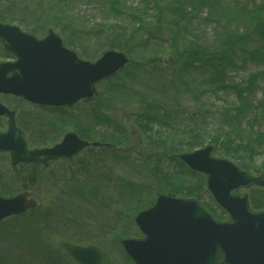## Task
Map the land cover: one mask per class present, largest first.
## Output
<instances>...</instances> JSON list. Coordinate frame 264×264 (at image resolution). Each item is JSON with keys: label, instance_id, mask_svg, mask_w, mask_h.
<instances>
[{"label": "rangeland", "instance_id": "374dc122", "mask_svg": "<svg viewBox=\"0 0 264 264\" xmlns=\"http://www.w3.org/2000/svg\"><path fill=\"white\" fill-rule=\"evenodd\" d=\"M214 1L215 7L222 6L230 13L236 11L238 4L239 7L240 5H245L252 8V4L254 3L252 0ZM260 1L263 0H257L258 4L260 3L264 6V3ZM137 2H139V0H128L126 6L135 7ZM2 5L4 9H7L3 10L0 8V15L5 13L12 17H16L14 14L8 12L9 6L6 1L3 2ZM78 6V8L74 9L75 12H66L65 14L71 16L70 21L74 25L81 28H89L87 29L89 34L82 35V39L88 43L78 45L77 47L73 46L72 50L78 54L81 60L84 59L91 62L100 59L108 51L122 52L128 58V64L125 68L131 65L132 57L128 54L127 50L120 51L110 48L106 41L108 38H104V36H107L105 34L103 36L99 35V30L102 29L101 26L103 23L104 25L111 23L113 25L131 27V20L128 17L123 21L119 18H114V21L110 22L107 20V17H105L104 8L101 9L95 4L86 2H81ZM29 8V12L34 10L31 4H29ZM40 10L44 9L38 10L42 15L43 11ZM129 13H131L130 10L125 11L123 17L128 16ZM210 13L212 14V12ZM207 14V10L200 12L198 18L192 23V29L194 33L197 31L200 33L198 39L202 40L204 43L209 45L213 43L219 44L221 36L220 34L212 35V22H203ZM27 15L28 13L24 15V17ZM17 18L24 19L26 22H15L10 20H6V22L0 20V22L15 27L18 26L25 33H31V31L38 26L34 23L30 24L28 18ZM215 18L218 20L224 19L222 23L219 24L220 29L228 28L233 24L235 27L239 28L244 26L241 21L236 20L227 12ZM49 29H53V32L56 33L60 32L58 28H55V25L50 23L49 26H45L44 33L39 31L37 32L38 35L34 36L38 39H44L49 35ZM206 30H208V35L205 36ZM182 34L184 35V31H182ZM145 39L146 38H143V40ZM111 41L114 42L117 40ZM169 41L170 43L165 44H160L156 41V52L153 50L152 43L149 44L148 48L152 51L149 54L156 58L157 61H160L165 56H169L171 51V49H169V44H174L173 40ZM0 47L2 46L0 45ZM137 56L135 55V57ZM11 59L12 57L10 55H6V53L0 51V62H8L7 60ZM243 61L242 68H231L230 74H226L224 77L215 75L208 76L204 72L202 74L200 72V74L194 72L192 76L186 77V81L190 84V88L189 84L188 88L186 85L181 84L179 87H171V91L169 85H160L147 91V86L151 84L149 82L151 73L149 71L147 72V69L138 70L136 71V75L139 73L137 86L130 85L128 89L123 91L122 95L131 91L124 97L125 102L119 100L113 101L105 98L103 93L104 88L101 90L99 88L96 99L90 102L88 100L87 103L75 106L74 109L69 107L58 108L59 111H64L65 109L63 113L54 109H40L21 99H15L10 96L3 97L2 100H4L9 108L11 107L18 110V117L16 119L17 125L26 133L27 141L31 149L52 148L55 144L61 142L62 137L65 136L66 133H78V130H80V132H83L85 135L91 134L90 132L94 135H98L95 131L99 129L100 132L111 134L109 136L114 138L115 141L109 139L105 142L111 145V141L117 144L126 143L127 140L125 137L128 132L129 138H131L130 143H132L136 150L133 149L131 152L127 153L130 156L129 158L124 157V155L116 156L113 154L115 149H112L111 146L110 151L112 152L109 156L107 154H92L77 157L72 161L60 159L55 161V164L49 171H38L34 169L37 174L43 177L42 180L36 179V174L32 170L25 171L24 174L15 172L16 177L13 176L14 170L11 171L10 155L0 153V167L6 172V174L0 173V177L4 180V184L0 185V197H13L24 192L25 189H29L32 191L35 199H37L40 207L44 208L49 204L52 211L55 210L54 207L70 209L69 215L75 217L79 221L83 220L82 225L90 227L93 224L94 226L91 228L103 232V234L110 232L111 235H107L108 243L116 241L119 236L121 239L129 238L142 240L143 236L140 230L136 224L133 223L134 215L152 207L156 197L161 193L169 195L178 194V196L176 195L175 197L180 199L187 200L191 198L197 201L199 200L200 204L211 214L213 220H216L218 223L229 222V216L216 204V200L212 198L207 188V178L201 173L191 171L177 159L172 161L170 156L175 153H194L212 146L213 155L216 158L232 161L234 165L255 178L261 176V173L264 172V148L261 149L263 151L261 157L257 156L255 157L256 159L244 157L243 154L241 158L239 153H235L231 150L226 152L228 146L225 145L230 144L235 148L240 141L236 139L237 142H234L233 140L235 138H229L227 141V136L234 135H230V129L226 126H222V123H220L221 119H223L222 114L225 113L223 112L224 110L231 111L237 109L241 105L240 94L237 96L234 91L225 89V85L231 87L236 84H243L248 79V76L262 73L264 70V67H259L257 63H253L249 59ZM177 65L178 64L174 60L167 69H164L173 75L178 72ZM131 71L134 73L135 70ZM217 86H219V88H217ZM138 88H140L141 92L146 91L148 93L149 101L155 99L162 101V99L158 98L159 94H165L167 98V100L163 98L167 101L165 111L171 116L174 115L173 120L171 118L167 119L164 115L160 114L162 115L160 120L163 123L151 122V124L148 125L149 130L143 127L140 122H143L144 125H146V122L141 121V118L137 116L142 112L143 106L133 98L132 94L133 92L140 97ZM257 88L258 89L254 92L255 99L264 102V78L258 81ZM100 91H102V93ZM100 94L103 96H100ZM172 102H174L176 106L173 105ZM96 106L100 109V112L106 115V117H103V121L98 122L95 118L93 119L92 115L90 116L92 110L96 108ZM253 114L252 112H248L247 117L249 116V118H251ZM65 115H67L68 118H66ZM232 115H235V112H232ZM139 125H141L144 132L139 129ZM259 125L260 128L258 131H264V121ZM6 127L7 122H5V120H0V130L5 131ZM58 131L59 134L57 135ZM101 150L105 151L108 149L104 146ZM80 163L89 164V175L80 174V176L82 175L85 178L90 188L84 195L80 194L78 197L73 196V201L67 197V192L65 191L70 184L67 183L66 185V183H63V179L71 176V173L78 175L80 173L78 166ZM142 166H145L148 170H140L139 168H142ZM186 178H191V180L193 182L195 181L202 189L201 199L193 194H188L178 189L181 186L180 180ZM125 180L139 185L145 184L143 192L140 195H128L133 192L132 190L124 191V188H127V182ZM94 186L99 187V189L97 192H90L91 188ZM252 190H257L258 192L256 201L264 203V187L260 188L255 186L251 190L242 189L240 194L242 193L249 197L248 192H252ZM218 211H223L225 213L220 216L225 222H221L222 220L217 215ZM254 212H258V210H254ZM214 216L217 218L214 219ZM7 222L8 220L5 221V223ZM2 227V224H0V238L2 240H7L9 238L6 235L7 230H3ZM65 227L66 229L61 231L62 229L54 225L53 228H55L56 231L51 232L49 228H45L40 224L34 229L35 234L41 231L47 239L51 237L53 233L59 235L65 232L62 234L64 238L69 241L78 242L73 235L77 234L78 231L71 226L66 225ZM91 228L88 229L91 230ZM6 246L7 245H0V264H12V258L17 256V261L22 262V264H44L43 261L41 263L39 262L41 256L38 254L39 252H37V255H34L30 253L31 250L29 248L26 252L22 248L25 249L27 247L19 245L18 251L21 249L22 253H25V255L20 256L22 254L20 251V253H16L15 256L11 257ZM107 247L113 249L109 244ZM102 249L106 250L111 255L106 248ZM115 251H119V249L113 250L116 263L133 264L126 255L117 258ZM56 253L58 259L64 258L65 260H70L63 257L57 250ZM7 257L9 259H7ZM69 262H72V260Z\"/></svg>", "mask_w": 264, "mask_h": 264}, {"label": "water", "instance_id": "95a60500", "mask_svg": "<svg viewBox=\"0 0 264 264\" xmlns=\"http://www.w3.org/2000/svg\"><path fill=\"white\" fill-rule=\"evenodd\" d=\"M48 33L37 39L18 26L0 22V42L6 52L17 57L16 63L0 64V97L21 98L44 108H72L96 99L99 84L116 77L128 64V58L118 51H108L94 62L81 60L52 29ZM0 116H7L10 122L7 132L0 131V152L10 154L11 165L72 161L87 146L77 134H68L62 145L30 151L15 115L1 104ZM175 157L207 177V188L227 211L230 222L217 223L195 200L160 196L136 221L145 239L123 243L132 262L264 264V211L254 212L248 197L240 195L242 189L263 188L264 175L255 178L231 161L217 159L211 146ZM37 205L30 190L14 198L0 197V224ZM53 242L77 264H116L94 245L78 247L60 239Z\"/></svg>", "mask_w": 264, "mask_h": 264}, {"label": "trees", "instance_id": "16d2710c", "mask_svg": "<svg viewBox=\"0 0 264 264\" xmlns=\"http://www.w3.org/2000/svg\"><path fill=\"white\" fill-rule=\"evenodd\" d=\"M5 1L9 6L8 12L16 17L3 14L2 12L3 15H0V20L3 22H6V20L26 22L24 19H18L17 17L28 18L30 24L38 25L36 29H33V32L42 31L41 33H44L45 26H49L50 23L62 32H70L73 23L70 21L71 16L65 13L75 12L74 9L78 8L81 2L92 3L101 9L104 8L105 17L110 22H113L114 18H119L123 21L128 17L132 22L131 27H123L111 23L104 25L103 23L102 29L99 30V35L103 36L105 34L107 36H104V38H108L106 41L110 48L120 51L127 50L132 57L131 65L115 78L105 83L104 90L111 97L116 98L114 99L115 101L125 102L124 97L131 91L122 95L123 91L128 89L130 85L137 86L139 73L136 75V71L138 70L147 69V72L151 73V79L149 80L151 84L147 86V91H149L160 85H169L171 88L179 87L183 84L188 88L189 83L186 81V77L192 76L194 72H198L197 74L204 72L208 76L224 77L226 74H230L231 68H242L243 60L246 61L247 59L257 63L259 67H264V6L260 3L258 4L257 0H252L254 2L252 8L245 5H240L239 7L238 4V8L232 13L222 6L215 7L214 0H139L135 7L126 6L128 0H0V5L2 6L0 8L3 10L7 9H4L2 5ZM260 2L264 3V0ZM29 4L34 8L31 12H29ZM39 9H44L40 10L43 11L42 15L38 11ZM128 10L131 13L123 17L125 11ZM204 10H207L208 14L203 19V22H212V35L220 34L221 36L219 44L213 43L209 45L204 43L198 39L200 33L198 31L194 33L192 29V23L198 18V14ZM224 12L241 21L244 26L239 28L233 24L228 28L220 29L219 24L224 19L218 20L215 17L221 16ZM27 13L28 15L24 17ZM182 31H184V35ZM204 35H208V30H206ZM143 38L146 39L143 40ZM115 39L117 41H111ZM169 40L174 41V44H169V49H171L169 56L157 61L156 58L149 54L152 52L148 48L149 44L152 43L153 50L156 52V41L160 44H165L170 43ZM135 55L139 56L135 57ZM174 60L178 64V72L171 75L164 68L167 69ZM131 70H135L134 73ZM262 78H264V70L262 73L251 74L243 84H236L231 87L225 85V89L234 91L237 96L240 94L241 98V105L237 109L224 110L223 112L225 113L222 114L223 119H221L220 123L230 129V135H234L227 136V141L229 138H235L234 142H237L236 139L240 141L235 148L230 144L225 145L228 146L226 152L231 150L239 153L241 158L242 154L244 157L255 158L257 156L261 157V153H263L261 149L264 148V131L260 130L259 132L258 130L260 128L259 124L264 121V102L256 100L254 96V92L258 89L257 83ZM138 91L140 97L133 92L132 94L133 98L143 106L142 112L137 115L141 118V121L146 122V125L140 122L143 127L149 130L148 125L151 122L163 123L160 120L162 115L167 119L171 118L173 120L174 115L171 116L165 111L167 107V101L164 100H167L165 94H159L158 98L162 99V101H159V99L149 101V95L146 91L141 92L140 88H138ZM111 97H109L110 100L113 99ZM172 104L175 105L174 102ZM64 111L60 110L58 112L63 113ZM98 112L99 108L96 106L92 110L93 119L95 118L98 122L103 121L104 118ZM232 112H235V115H232ZM248 112L254 113L251 118L247 117ZM141 125L138 127L143 130ZM78 131L81 136L86 138L83 132ZM129 137L127 132L126 143L120 144L114 143L115 140L113 139L114 141H111L112 149H115V152L120 150L123 152L127 151L128 149H124V147L129 145L131 141ZM110 149L101 150L96 154H107L109 156L112 152ZM176 155L178 154L175 153L170 156L172 161L176 160ZM78 166L79 172H81L78 175H89V164L80 163ZM125 190H130L128 182L127 188H124ZM132 192L128 195H140L143 189L132 188ZM68 211L70 212L71 210L69 209Z\"/></svg>", "mask_w": 264, "mask_h": 264}, {"label": "bare ground", "instance_id": "6f19581e", "mask_svg": "<svg viewBox=\"0 0 264 264\" xmlns=\"http://www.w3.org/2000/svg\"><path fill=\"white\" fill-rule=\"evenodd\" d=\"M2 23V22H1ZM77 27V28H76ZM87 29L89 28H81V27H78L77 25H74L70 28V32H62L60 30V34L59 33H56L57 37L65 44L66 48H68L69 50H72L73 49V46H78V45H83V44H86L88 42H86L83 38V34H86L88 35V31ZM53 30V29H52ZM21 31L28 35H38L37 32H33L31 31L28 32V33H25L22 29ZM49 31V30H48ZM35 36V37H36ZM37 38V37H36ZM38 39V38H37ZM40 39V38H39ZM0 45L2 47H0V51H3L4 53H6V55H10L12 57L11 60H7L8 62H0V64H13V63H16L17 62V57L14 56L13 54H11L10 52H6L5 51V48L4 46L2 45V42L0 43ZM8 58V57H7ZM125 69V68H124ZM120 70L119 74L124 70ZM118 74V75H119ZM117 76V75H116ZM115 78V77H114ZM113 78H110V79H107L106 81L102 82L99 84V86L97 87V90H100L102 88H105V83L108 81V80H111ZM102 93V91H100ZM104 96L105 98H108L111 97V95H109L107 93V91L104 90ZM101 96V94H100ZM103 96V95H102ZM3 97L0 98V104L3 108H5L6 110H8L9 112L13 113L15 115V117H18V110L17 109H13V108H9L4 100H2ZM15 98V97H13ZM113 99V101H115L114 97H111ZM120 98V97H118ZM15 99H18V98H15ZM21 99V98H20ZM23 100L24 102H27L26 100L24 99H21ZM88 101H85V102H82L80 104H77L75 106H78V105H82V104H85L87 103ZM90 102V101H89ZM28 104H30L29 102H27ZM31 105V104H30ZM33 106L37 107V108H40V109H47V110H57L59 111L58 109L56 108H44V107H39V106H36L34 104H32ZM65 107V106H64ZM71 108V107H70ZM75 107H72V109H74ZM98 114L102 115V117H106L105 114H103L102 112H100V109H99V112ZM92 115V112L90 114V116ZM66 118H68L67 115H65ZM0 120H5V122H7V127L5 128V130H8L9 129V118L7 116H0ZM91 134H88L86 135V138H84L83 136H81L79 134V131L78 133H66L65 136L62 137L61 139V142L58 143V144H55L56 145H62L64 142H65V138L68 134H77L78 136H80V138L87 143V146L82 148L80 151L81 152H78L77 153V157H81L83 155H92V154H96L98 152L101 151V149L105 146L108 150L111 148V144H106L105 142L109 139H114L112 138L110 133H105V132H100L99 129H97L95 131V133H98V135H94L92 132H90ZM59 134V131L57 132V135ZM94 136V138H93ZM112 136H115V135H112ZM52 147V148H55ZM30 147V145H29ZM127 147V151L123 152V151H117V152H113V154H115L116 156H120V155H124V157H130L127 153L131 152V150L135 149L132 145V143H129V145H126ZM44 149H48V148H44ZM44 149H36V148H33L31 149L30 148V151H33V150H44ZM202 150H205V149H202ZM1 153V152H0ZM4 154H7V153H4ZM10 155V154H9ZM178 155H182V154H178ZM176 155V156H178ZM44 159V158H43ZM178 159V158H176ZM179 160V159H178ZM181 163L182 161L179 160ZM157 162V161H156ZM55 164L54 161H51L49 162L48 165L44 164V163H24V162H21V163H18L16 165H11V171L14 170V173H13V176L16 177L15 175V172H18L20 174H24L25 171H28V170H32L33 172L34 169H37L38 171H49L50 168ZM184 166L186 164L182 163ZM187 166V165H186ZM188 167V166H187ZM190 169V167H188ZM140 170H146L147 168H145V166H142V168H139ZM148 170V169H147ZM191 170V169H190ZM193 171V170H191ZM194 172V171H193ZM0 173L2 174H6L5 171H3V168L0 167ZM81 173V172H80ZM196 173V172H195ZM35 177L36 179L38 180H42V176H40L39 174H37L35 172ZM264 175V172L261 173V176ZM127 181V180H125ZM128 182V188L130 190L133 189H144V185H139L137 183H134V182H130V181H127ZM63 183H67L70 184L68 186V189L65 190L67 192V197H69L71 200L74 201L73 199V196H76L78 197L80 194L84 195V193L89 190L90 186L88 187V183L86 182L85 178L80 176V175H77V174H73L71 173V176L63 179ZM180 183H181V186L180 190H182L183 192L185 193H188V194H193L195 195L197 198H202L201 196V191L202 189L198 186V184H196V182L192 181L191 178H186V179H183V180H180ZM4 184V180L0 177V185ZM65 185V186H66ZM255 186L251 187V189H253ZM99 189V187H92L90 192H97V190ZM249 189V190H251ZM129 190V191H130ZM209 190V188H208ZM257 190H252V192H248V202H249V206H252L250 207L252 210H258V212H263L264 211V203H260V202H257ZM168 196V197H171L173 198L174 196H178V194L176 195H169V194H159L156 199H155V203L157 202L156 200L160 197V196ZM241 196H244L245 194H240ZM212 196V194H211ZM250 197H251V200H250ZM213 198V197H212ZM191 199V198H190ZM191 200H195V199H191ZM197 201V200H195ZM251 201V203H250ZM199 204V200L197 201ZM154 203V205H155ZM216 204L218 205V203L216 202ZM200 206L206 210L201 204ZM219 206V205H218ZM221 209H223V211L229 215L227 213V211L222 208V206H219ZM55 210L52 211V208H50L49 204H47L46 207L42 208L40 207V205L38 204L36 206V208H32V209H28L25 211V213H21V214H18V215H15L9 219H6L4 220V222H2V228L3 230H7L6 231V235L9 237L7 240H2L0 238V245H7L6 246V249L9 253V255L11 257L15 256L16 253H20V251H18V248L20 247L19 245H22V246H25L27 248H22L24 251L27 252L28 248L31 250L30 253L34 254V255H37V252H39L38 254H40V258H39V262L41 263L43 261L44 264H74L72 262L73 259H70L66 254L65 252H59L60 254H62L63 257H66L70 260H72V262H69L68 260H65L64 258H60L58 259L56 256V250L55 249V245L53 244V241L54 239H57V240H62V241H65V242H72L71 244L75 245V246H78V247H81V246H91V245H94L96 247H99V248H106L110 253L111 256L109 253L108 255L110 257H112L113 259L114 258V255H113V250L114 249H119V251H115L116 254H117V258H119V256H128L127 254V251H126V247L123 245V243L125 241H129V240H134V239H129V238H124V239H121L120 236L118 237V239L116 241H113L112 243H108L107 242V238L108 236L107 235H111L110 232L106 233V234H103V232H100L96 229H93L91 228L92 226H94L93 224L90 226V227H86L84 225H82L83 223V220H77L75 217L73 216H70L69 215V211L68 209H62V208H56L54 207ZM253 210V211H254ZM208 212V210H206ZM223 211H218V214L216 212V214L219 216H221V214H225ZM143 213V211L141 212H138L136 215H134V219H133V223L137 224L136 221L137 219L139 218V216ZM217 218L214 216V219ZM222 221L221 222H225L223 221L222 218H220ZM7 223H5V221H7ZM230 222V221H229ZM228 223V222H227ZM43 225L45 228H49L52 231H56L54 227V225H57V227H59L60 229H62L61 231H64V229H66V225L67 226H71L73 227L75 230L78 231L77 234H73L75 237V239L78 241V242H75V241H69L67 240L66 238H64V236L62 235L63 233L65 232H62L60 233L59 235H55L54 233L51 234V237H49L47 239V237H45L42 232H38L37 234H35V229L34 228H37L38 225ZM36 226V227H34ZM88 228H91L88 229ZM146 235V234H145ZM143 238L145 237L144 235H142ZM131 237V236H130ZM142 238V239H143ZM14 239V240H12ZM108 244L113 248V249H109ZM13 245V246H12ZM22 253V251H21ZM22 255H25V253L21 254L20 256ZM18 257V256H17ZM17 257H14L12 258L11 262H13L12 264H22V262H18L17 261ZM219 257H217V262H221V260L218 259ZM7 259H9L7 257ZM119 264V262L117 263Z\"/></svg>", "mask_w": 264, "mask_h": 264}, {"label": "flooded vegetation", "instance_id": "af4514ba", "mask_svg": "<svg viewBox=\"0 0 264 264\" xmlns=\"http://www.w3.org/2000/svg\"><path fill=\"white\" fill-rule=\"evenodd\" d=\"M10 97H12V96H10ZM137 226V225H136Z\"/></svg>", "mask_w": 264, "mask_h": 264}]
</instances>
